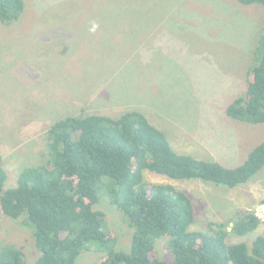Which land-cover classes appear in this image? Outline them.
<instances>
[{
    "label": "rangeland",
    "instance_id": "rangeland-1",
    "mask_svg": "<svg viewBox=\"0 0 264 264\" xmlns=\"http://www.w3.org/2000/svg\"><path fill=\"white\" fill-rule=\"evenodd\" d=\"M92 22L99 25L90 32ZM264 9L237 0H25L20 18L0 22V153L16 186L21 171L48 157L47 133L67 116L119 117L139 111L174 148L228 167L244 163L264 141V123L229 118L226 107L245 94L264 33ZM146 184H170L194 205V231L230 220L238 211L262 221L253 233L230 238L251 246L264 235V167L235 188L200 179L143 172ZM113 248L129 251L133 230L103 192L94 207ZM168 238L155 240L159 259L172 262ZM16 246L25 263L39 252L32 230L0 218V248ZM77 264H95L104 249L89 244Z\"/></svg>",
    "mask_w": 264,
    "mask_h": 264
},
{
    "label": "trees",
    "instance_id": "trees-1",
    "mask_svg": "<svg viewBox=\"0 0 264 264\" xmlns=\"http://www.w3.org/2000/svg\"><path fill=\"white\" fill-rule=\"evenodd\" d=\"M237 1L264 9V0ZM24 10L25 0H0V22L9 25ZM261 38L245 94L225 110L229 118L250 125L264 123V33ZM47 148V159L24 168L8 189L0 153V218L20 220L32 230L39 252L34 264H77L89 244L104 249L95 264H264V235L251 246L230 242L258 229L262 221L255 213L238 211L228 221L209 222L205 232L190 230L195 215L189 195L170 184H146L143 177L147 170L235 188L264 167V141L244 163L228 167L178 152L145 114L128 111L119 117L59 119L48 129ZM100 191L133 230L127 252L113 248L117 235L104 228V214L94 208ZM162 237L168 238L171 263L157 255L155 240ZM0 264H26L25 253L1 247Z\"/></svg>",
    "mask_w": 264,
    "mask_h": 264
},
{
    "label": "clouds",
    "instance_id": "clouds-1",
    "mask_svg": "<svg viewBox=\"0 0 264 264\" xmlns=\"http://www.w3.org/2000/svg\"><path fill=\"white\" fill-rule=\"evenodd\" d=\"M99 28V25L95 22H92L91 28L89 29L90 32H95Z\"/></svg>",
    "mask_w": 264,
    "mask_h": 264
}]
</instances>
